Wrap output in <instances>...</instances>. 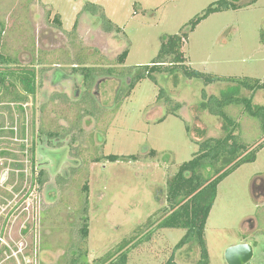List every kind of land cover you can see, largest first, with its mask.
I'll return each instance as SVG.
<instances>
[{
    "label": "rangeland",
    "instance_id": "374dc122",
    "mask_svg": "<svg viewBox=\"0 0 264 264\" xmlns=\"http://www.w3.org/2000/svg\"><path fill=\"white\" fill-rule=\"evenodd\" d=\"M217 1L0 0L2 45L18 61L11 69L37 72L36 91L27 102H14L0 91V264H63L78 247L88 249L92 264H105L154 228L150 241L130 248L126 264L167 261L186 232L156 230L167 206V183L199 143L224 136V120L201 103L224 94L235 85L231 79L264 81V0H230L232 7L188 31L184 65L214 76L213 83L180 68L156 73L157 81L143 77L130 96L121 97L163 41L186 31ZM89 2L102 6L122 30L104 31L97 17L82 12ZM125 49L129 54L120 64ZM80 58L86 66L131 71L126 78L102 75L88 88L72 71ZM17 89L24 91L22 84ZM239 95L264 106V90L240 88ZM224 110L239 123L241 140L264 143L257 118L243 107ZM109 155L137 158L113 162ZM40 170L47 174L43 185L36 181ZM86 182L90 228L82 242ZM262 186L264 146L255 161L218 186L205 233L210 264H228L226 250L246 241L254 246L248 264H264ZM199 255L193 241L177 253V261L193 264Z\"/></svg>",
    "mask_w": 264,
    "mask_h": 264
},
{
    "label": "trees",
    "instance_id": "16d2710c",
    "mask_svg": "<svg viewBox=\"0 0 264 264\" xmlns=\"http://www.w3.org/2000/svg\"><path fill=\"white\" fill-rule=\"evenodd\" d=\"M233 5L230 3V0H218L211 4L203 14L192 20L189 24V28H186V31L167 37L166 40L163 41L159 53L152 63L143 66V71L131 77L128 88L124 91V95L121 98L124 97L125 99L130 96L137 82L143 77L150 76L157 81V77L155 76L156 73H174L180 68L185 75L191 78H203L207 84L213 83L216 80L214 76L206 75L184 65L185 55L182 51L183 42L188 37V31L193 30L204 18L214 12L227 10ZM82 12H87L97 17L98 20H100L99 22L102 29L106 32H120L122 30L121 27L117 26L108 18L100 5L89 2ZM57 16L55 20L60 24L61 22ZM77 23L78 21L75 23L76 27L78 26ZM4 29L5 25L0 20V68L5 66L4 69H0V91L4 90L5 95L11 98L10 100L23 104L28 101L31 93L33 95L35 94L37 72L34 67L23 68L19 71L11 69V64L18 63V61L4 51L2 45V34ZM128 54L129 50L125 49L119 55L118 62L123 64ZM73 66L72 71L83 76L84 83L88 88L94 84L97 77H101L102 75L108 77H113V75H124V77H122L126 78L131 71L130 69H122L124 71L121 72V70L119 71L115 67L104 68L86 66V61L83 59L74 62ZM230 81L234 82L235 85L230 86L227 90H223L224 94L220 96L209 95L206 101L201 103L202 107L209 109L212 114L224 120V136L209 137L202 141V143H199L198 151L194 153V156L190 160L183 162L178 167L175 174L167 183V206L163 209V216L156 225V230L161 228H183L186 232L181 240L174 246L172 254L164 264H181L177 261V253L193 241H196L200 248L199 258L193 264H210V255L205 233L207 221L217 197L218 186L228 175L233 173L241 165L255 161L258 150L264 146V143L250 145L241 140L239 134L236 132L239 123L224 110V108L229 105L243 107L245 113L251 117L257 118L261 122L264 131V106L254 104L253 96L247 97L239 95L240 88H245L252 92L264 90V81L259 79L250 80L248 78L239 80L231 79ZM19 84L23 85V92L17 89ZM163 95L164 90L161 89L159 97L161 98ZM203 95L206 98V91L203 92ZM169 101L170 100L167 99V102ZM176 106L179 107L181 105L177 103ZM18 107L23 109V105H18ZM171 112L176 113V110L172 109ZM154 152L155 150L151 151V153ZM107 158L115 162L122 159L135 160L137 157L136 155L127 157L109 155ZM46 177V171L40 170L37 174L36 181L39 182L40 185H43L47 180ZM83 190L86 193V199L82 210L83 213L81 214L82 223L79 228V233L82 242H85L89 237L90 228L87 206L89 187L87 182L84 184ZM154 230L155 228L150 229V231L146 233V238L138 239L131 247L136 248L141 243L150 241L154 234ZM130 248L125 247L118 253L117 259L112 258L105 264H126L128 262ZM66 259L63 264H92L88 259L87 248H74L72 255ZM102 259L103 257L98 260Z\"/></svg>",
    "mask_w": 264,
    "mask_h": 264
},
{
    "label": "water",
    "instance_id": "95a60500",
    "mask_svg": "<svg viewBox=\"0 0 264 264\" xmlns=\"http://www.w3.org/2000/svg\"><path fill=\"white\" fill-rule=\"evenodd\" d=\"M228 264H248L254 257V246L251 242H242L226 250Z\"/></svg>",
    "mask_w": 264,
    "mask_h": 264
},
{
    "label": "flooded vegetation",
    "instance_id": "af4514ba",
    "mask_svg": "<svg viewBox=\"0 0 264 264\" xmlns=\"http://www.w3.org/2000/svg\"><path fill=\"white\" fill-rule=\"evenodd\" d=\"M64 77H65V75L63 74V77L58 78V80H61V78L63 79ZM58 80H57V81H58ZM262 187H264V186H262Z\"/></svg>",
    "mask_w": 264,
    "mask_h": 264
},
{
    "label": "crops",
    "instance_id": "0c3cea01",
    "mask_svg": "<svg viewBox=\"0 0 264 264\" xmlns=\"http://www.w3.org/2000/svg\"><path fill=\"white\" fill-rule=\"evenodd\" d=\"M246 242H248V241H246Z\"/></svg>",
    "mask_w": 264,
    "mask_h": 264
}]
</instances>
